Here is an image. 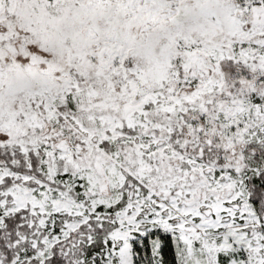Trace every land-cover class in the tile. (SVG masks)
<instances>
[{"label":"snow or ice","instance_id":"6c2138e0","mask_svg":"<svg viewBox=\"0 0 264 264\" xmlns=\"http://www.w3.org/2000/svg\"><path fill=\"white\" fill-rule=\"evenodd\" d=\"M0 264H264V0H0Z\"/></svg>","mask_w":264,"mask_h":264}]
</instances>
